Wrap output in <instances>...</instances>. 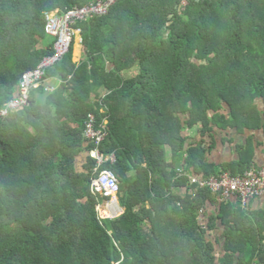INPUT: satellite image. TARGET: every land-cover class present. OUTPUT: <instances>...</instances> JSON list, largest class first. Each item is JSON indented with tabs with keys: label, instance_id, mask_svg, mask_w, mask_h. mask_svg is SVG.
I'll return each mask as SVG.
<instances>
[{
	"label": "trees",
	"instance_id": "trees-1",
	"mask_svg": "<svg viewBox=\"0 0 264 264\" xmlns=\"http://www.w3.org/2000/svg\"><path fill=\"white\" fill-rule=\"evenodd\" d=\"M92 1L0 0V111L55 53L47 12ZM76 28L81 57L74 43L49 69L56 90L46 81L0 116V264H257L263 213L222 203L210 216L217 194L190 176L255 166L253 140L234 162L209 154L224 132L264 129V0H119ZM90 113L106 121L101 151L116 156L101 167L119 180L116 218L100 217L91 192Z\"/></svg>",
	"mask_w": 264,
	"mask_h": 264
},
{
	"label": "built area",
	"instance_id": "built-area-1",
	"mask_svg": "<svg viewBox=\"0 0 264 264\" xmlns=\"http://www.w3.org/2000/svg\"><path fill=\"white\" fill-rule=\"evenodd\" d=\"M119 0H93L91 3L76 6L65 11L60 9L48 11L47 34L56 40L55 53L44 57L39 64L24 72L19 80L17 94L0 111V116L7 117L12 112L21 111L30 105L31 95L35 88L47 81L49 69L58 64L71 50L77 41V36L81 33L76 25L80 21H86L96 16H105L111 7ZM82 42V40H81ZM47 91H55V86H47ZM84 136L93 145L89 155L97 162L95 174L92 179L91 192L99 194L104 199L103 204L97 206L100 217L104 210H119L113 215L115 218L123 213L119 206L118 194L120 184L117 176L108 169H101L105 163H115V154L105 155L101 151V145L106 139V121L98 123L95 114L90 113L85 122ZM181 175L185 174L183 169H179ZM191 184L198 188H209L213 193L220 194L222 202H228L231 198L238 197L244 209H249L254 199L264 196V168L253 166L244 174L232 176L225 173L220 177L210 176L201 178L198 175L190 176Z\"/></svg>",
	"mask_w": 264,
	"mask_h": 264
},
{
	"label": "crops",
	"instance_id": "crops-1",
	"mask_svg": "<svg viewBox=\"0 0 264 264\" xmlns=\"http://www.w3.org/2000/svg\"><path fill=\"white\" fill-rule=\"evenodd\" d=\"M81 35L77 36V41L75 44V60L79 61L81 57L82 47H81ZM48 85H54L56 88L60 85L58 80L48 79ZM263 105V102H261ZM250 140H253L254 148H255V157H254V165L259 168H264V129L261 130H246L244 133H239L236 129H231L228 132H224L223 135L219 138V144L217 147L212 150L209 154V160L215 164H223L227 162H234L240 159V153L238 147L241 145H247ZM84 159V158H83ZM81 159V160H83ZM180 169H185L181 167ZM185 190V191H184ZM187 189L184 188L181 194L186 195ZM216 195V194H215ZM216 204L208 206V214L210 216L217 215L216 210L220 207L222 203H231L236 207L243 208L240 199L238 197L231 198L228 202H222V198L220 194L215 196ZM244 209V208H243ZM247 210V209H246ZM249 214L254 213H263L264 217V196L256 198L251 202L249 209L247 210ZM203 222L208 224V218L202 217ZM219 227L217 229H212L208 232L210 239L213 242H217V238L223 233V227L219 222ZM221 242L216 245V251L219 256L225 251L224 249V240H220ZM264 252L261 254L263 255ZM261 255L257 260V264H264V260H262ZM216 264H220L217 262Z\"/></svg>",
	"mask_w": 264,
	"mask_h": 264
},
{
	"label": "bare ground",
	"instance_id": "bare-ground-1",
	"mask_svg": "<svg viewBox=\"0 0 264 264\" xmlns=\"http://www.w3.org/2000/svg\"><path fill=\"white\" fill-rule=\"evenodd\" d=\"M120 211L119 210H116V211H112V210H104L103 211V215L105 217H112L113 215H117Z\"/></svg>",
	"mask_w": 264,
	"mask_h": 264
},
{
	"label": "rangeland",
	"instance_id": "rangeland-1",
	"mask_svg": "<svg viewBox=\"0 0 264 264\" xmlns=\"http://www.w3.org/2000/svg\"><path fill=\"white\" fill-rule=\"evenodd\" d=\"M47 86H54V85H48L47 84ZM167 150H168V159H169V161L171 160V149L168 147L167 148ZM80 164H82V163H80ZM185 191V190H184ZM124 211V210H123ZM102 214H103V212H102ZM121 214H119L118 216H116V217H119ZM104 216V215H103ZM113 217V216H112ZM115 217V218H116Z\"/></svg>",
	"mask_w": 264,
	"mask_h": 264
},
{
	"label": "water",
	"instance_id": "water-1",
	"mask_svg": "<svg viewBox=\"0 0 264 264\" xmlns=\"http://www.w3.org/2000/svg\"><path fill=\"white\" fill-rule=\"evenodd\" d=\"M220 195H221V193H220ZM123 213H124V211H123ZM123 213H122V214H123ZM122 214H121V215H122ZM261 258H262V260H264V254L261 255Z\"/></svg>",
	"mask_w": 264,
	"mask_h": 264
}]
</instances>
